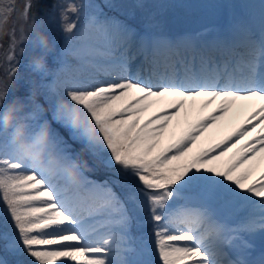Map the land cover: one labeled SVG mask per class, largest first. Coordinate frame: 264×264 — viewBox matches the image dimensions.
Instances as JSON below:
<instances>
[{"label":"snow or ice","instance_id":"snow-or-ice-1","mask_svg":"<svg viewBox=\"0 0 264 264\" xmlns=\"http://www.w3.org/2000/svg\"><path fill=\"white\" fill-rule=\"evenodd\" d=\"M39 5L0 0V264H264V0L180 34Z\"/></svg>","mask_w":264,"mask_h":264},{"label":"rangeland","instance_id":"rangeland-1","mask_svg":"<svg viewBox=\"0 0 264 264\" xmlns=\"http://www.w3.org/2000/svg\"><path fill=\"white\" fill-rule=\"evenodd\" d=\"M118 4H123L128 2V0H113ZM131 1L132 6H134L137 3V0H129ZM164 1L167 3H170V6H163L160 3ZM87 2V0H85ZM99 2V0H97ZM147 5L150 8H147L144 10V12L148 13H143L142 8H136L137 12L139 13L138 17H136V14L132 12V10H129L130 12H126L128 17H130L131 20H133L135 23H138L140 20H142L145 16L147 15H152L156 16L159 18L161 24L163 27H165L168 31H171L170 33L174 32L173 34H180V33H186V32H196L200 31L202 29L208 28V27H213V26H221V22H227V19L231 17L232 10L229 9L228 13H225V10L220 7L222 3L229 2V3H247L249 5H258L260 2L258 0H146ZM249 2V3H248ZM191 5H194L195 8H197V15H189L186 13V10H192L193 8H188L192 7ZM239 7H246V5H238ZM179 8L180 10H184L185 13L184 16L181 15L180 18L176 19L174 16L169 17L166 16V13L172 12L175 10V8ZM22 9V7H21ZM118 9V8H117ZM123 9V8H121ZM121 9H118L120 12L123 13ZM50 9H47L42 11L40 15L44 17L45 13L49 11ZM115 10V9H114ZM114 10H108L110 15H116L117 14L114 12ZM249 14L252 15V18L255 20L256 24L258 25L259 23V8L258 6L256 7H250V9H246ZM252 12H255L256 14H253ZM256 17H254V16ZM120 18V17H119ZM46 19V17H45ZM122 19V18H121ZM258 19V20H256ZM47 24H51L55 29H56V35L52 36L50 39H55L57 42H59L62 38V33L58 27V23L56 20H53L51 22H46ZM178 31V32H176ZM59 33V34H57ZM57 36V37H55ZM49 63L54 62V58L52 55L48 57ZM23 71L18 75V77L23 76L25 78L26 74H30L31 72V64H28L22 68ZM2 254V253H0Z\"/></svg>","mask_w":264,"mask_h":264},{"label":"trees","instance_id":"trees-1","mask_svg":"<svg viewBox=\"0 0 264 264\" xmlns=\"http://www.w3.org/2000/svg\"><path fill=\"white\" fill-rule=\"evenodd\" d=\"M55 2H57V0H40L39 13H41L42 11L45 12V10L47 9H51L52 4ZM23 3H24V0H16V4L18 8H21ZM168 4L170 5V3ZM15 19H16V15L14 14L12 17V20H15ZM9 27H11V20L9 21ZM17 27H19V25H17ZM44 31H46V33L49 35L50 38L56 35V29L51 24L46 23ZM6 42L7 41L5 39V43ZM21 47L25 48V51L18 56V59L20 61L18 75L23 71L22 68H24L25 65L28 66V64H31L32 60L39 54V51L33 50L30 44H22ZM0 74H2V70H0ZM35 78H36L35 74L31 70L30 74H26L25 78L23 76L19 77V83H16L13 85V90L17 91V94H21V95L25 94L27 91L29 82ZM96 174L97 176H103V174H100V173H96ZM3 255H6L9 261H15L17 259V257L12 256L11 254H3Z\"/></svg>","mask_w":264,"mask_h":264},{"label":"bare ground","instance_id":"bare-ground-1","mask_svg":"<svg viewBox=\"0 0 264 264\" xmlns=\"http://www.w3.org/2000/svg\"><path fill=\"white\" fill-rule=\"evenodd\" d=\"M249 1V0H248ZM251 1V0H250ZM254 1V0H253ZM259 2H261V0H258ZM243 2H244V0H243ZM249 3V2H248ZM250 4V3H249ZM256 6H258V5H256ZM241 7V6H240ZM243 8V7H242ZM250 9V8H249ZM253 14H256L255 12H252ZM256 17V16H255ZM256 20H258V19H256Z\"/></svg>","mask_w":264,"mask_h":264}]
</instances>
